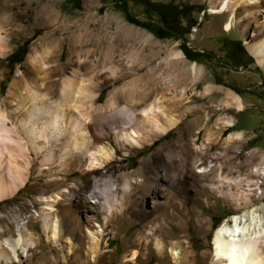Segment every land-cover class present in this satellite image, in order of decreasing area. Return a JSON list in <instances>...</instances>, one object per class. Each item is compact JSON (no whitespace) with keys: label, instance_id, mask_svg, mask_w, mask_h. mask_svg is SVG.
I'll return each mask as SVG.
<instances>
[{"label":"rangeland","instance_id":"rangeland-1","mask_svg":"<svg viewBox=\"0 0 264 264\" xmlns=\"http://www.w3.org/2000/svg\"><path fill=\"white\" fill-rule=\"evenodd\" d=\"M148 3L154 4L157 12L148 7ZM263 10L264 0H259L255 14L246 15L245 9L239 8L235 17L229 11L213 13L210 0H0L2 33L10 38L6 55L0 57V96L8 83L18 78V70L23 74L29 70L26 58L31 48L51 39L58 42V60L52 66L60 67L62 71L50 74L51 80L60 73H70L77 55L72 54L69 58V48L80 49L79 65L82 69L78 73L87 77L86 73L91 69V66L84 69L83 61L95 65L89 81L96 85L98 103L104 101L110 90L120 89L135 76L144 81L152 78L151 68H155L157 77L175 80L171 87L173 91L168 93L173 92L180 99L177 113L187 111L182 123L153 145L133 148V155H122L117 150L123 159L113 161L106 170L116 171L118 165L126 163L131 170L142 161L145 169L155 162L171 163L176 167L181 159L179 154H182L186 159L184 170L190 175L192 186L188 188L179 184L173 199L160 205L161 211L164 209V220L174 231L175 238L182 237L184 246L187 244L190 251L188 262L212 264L213 232L232 214H241L242 211L236 210L227 197L209 190L203 184L204 176L195 173L198 169H192L196 150L191 141L195 139L200 145L206 132L210 130L212 133V141L206 146V152L199 155L201 160L197 165L208 164L213 153L224 150L232 164L242 165L243 173L253 169L257 162H264V65H260L248 49L264 37ZM229 21L231 26L226 29ZM175 51H181L183 57L176 63L165 65L169 54ZM192 63L199 69L195 78L188 68ZM110 70H115L114 76L110 75ZM207 87L210 89L208 93L205 92ZM128 88L126 86L123 93L119 91L117 98L127 96ZM134 89L132 92L135 93L139 88ZM181 90L185 91L183 96H180ZM226 92L240 97L243 110L219 106ZM227 120H232L233 126H228ZM237 132L241 134L239 139L227 141L229 133ZM180 136L183 149L174 145ZM169 145L177 148H173L170 160L164 156ZM37 162L35 160L30 181L25 187L15 198L0 204V216H9L0 222V227L9 229L11 234L16 233L11 217L27 218L42 206L39 192L46 187V177L34 176ZM79 175V172H73L68 180L78 179ZM82 179L85 185L80 192L88 193L91 175ZM252 179L257 181L252 189L256 187L262 197L261 201H253L256 207L264 203V175ZM149 200L146 198L145 211L151 210ZM97 217L101 222L100 212ZM116 224L118 233L106 235L108 243L102 250L106 253L92 262L85 253L83 246L87 241L81 233H70L71 244L78 246L80 251L76 255L67 254V243L63 238L59 237L53 243L43 234L39 221L31 222L33 232L41 238L32 249L33 255L24 264H174L168 254L161 256L157 252L152 238H143L141 242L135 239L139 232L146 236L144 229L148 224L137 213L120 214ZM121 230L125 234L120 233ZM2 237L7 235L0 234Z\"/></svg>","mask_w":264,"mask_h":264},{"label":"bare ground","instance_id":"bare-ground-1","mask_svg":"<svg viewBox=\"0 0 264 264\" xmlns=\"http://www.w3.org/2000/svg\"><path fill=\"white\" fill-rule=\"evenodd\" d=\"M258 2L210 0V10L213 13L229 11L235 17L237 10L243 8L246 15H252L258 11ZM230 26L231 21L225 28ZM8 36L2 33L0 25V57L6 55ZM54 41L47 40L31 48L26 58L29 70L24 74L18 70V78H13L0 96V204L15 198L30 181L35 160L38 165L34 176L46 177V187L39 192L40 210L21 220L11 217L15 234L0 227V234L7 235L0 238V264H24L33 255L32 249L41 238L31 226V222L37 221L43 234L53 243L59 237L64 239L67 254L76 255L80 251L78 246L71 244L70 233H81L87 241L83 246L87 258L96 262L106 253L102 250L108 243L107 233L117 234L118 216L129 211H134L148 223L144 229L146 236L139 232L135 238L137 241L152 238L161 256L168 254L174 264H188L190 251L187 244L184 246L182 237L175 238L174 231L164 220V209L161 211L160 207L173 199L179 184L188 188L192 186L190 175L184 170L185 157L179 154L181 159L176 167L171 163L155 162L145 169L142 161L131 170L127 163L118 165L116 171L106 170L113 161L120 162L122 155L135 154L133 148L153 145L182 123L187 111L177 113L180 99L173 92L168 93L173 91L171 87L176 81L166 76L157 77L155 68H151L152 78L144 81L135 76L120 89L110 90L104 101L98 103L96 85L89 81L95 65L91 61H83L82 67L87 70L91 66V69L87 71V77L78 73L81 68L80 49L69 48V58L72 54L77 55L70 73H60L51 80L50 74L62 72L60 67L52 66L58 60V42ZM248 49L257 62L264 65V37ZM182 57L181 51L172 52L165 65L176 63ZM188 68L195 78L199 69L194 63ZM115 70L109 71L111 76L115 75ZM126 86L130 90L127 96L117 98L119 91H124ZM134 88L139 89L134 93ZM209 90L207 87L205 92ZM184 92L181 90L180 96ZM219 106L243 110L240 97L231 92L225 93ZM225 123L233 126L232 120ZM211 136L208 130L200 145L195 139L191 141L196 150L191 167L194 171L198 169L195 173L204 176L203 184L209 190L227 197L236 210L242 211L241 214H232L213 232L212 264H264V215L261 214L264 213V203L254 207L253 201H261L262 197L256 187L252 189L257 184L252 178L264 175V162H257L253 169L243 173L242 165L232 164L224 150L213 153L208 164L197 165L201 160L199 155L212 141ZM240 136L238 132L229 133L226 138L231 141ZM181 140L180 136L174 145L181 147ZM166 148L164 156L170 160L173 148H177L172 145ZM117 150L122 155L117 154ZM73 172L80 175L70 181L68 177ZM87 174L91 175V190L81 193L80 189L85 185L82 177ZM146 198L150 199L147 202L151 206L149 211L144 210ZM98 212L101 213V222L98 221ZM6 219H9L8 215L0 216L1 223ZM120 233L125 234V231ZM179 234L182 235L181 230Z\"/></svg>","mask_w":264,"mask_h":264},{"label":"trees","instance_id":"trees-1","mask_svg":"<svg viewBox=\"0 0 264 264\" xmlns=\"http://www.w3.org/2000/svg\"><path fill=\"white\" fill-rule=\"evenodd\" d=\"M133 1V0H132ZM147 6L149 7L150 6V8H154L155 9V5L154 4H152V3H148L147 4ZM155 11L157 12V10L155 9ZM184 53H185V51H184Z\"/></svg>","mask_w":264,"mask_h":264}]
</instances>
